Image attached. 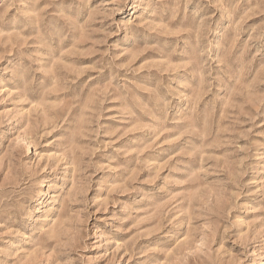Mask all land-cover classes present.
<instances>
[{
	"label": "rangeland",
	"instance_id": "rangeland-1",
	"mask_svg": "<svg viewBox=\"0 0 264 264\" xmlns=\"http://www.w3.org/2000/svg\"><path fill=\"white\" fill-rule=\"evenodd\" d=\"M0 264H264V0H0Z\"/></svg>",
	"mask_w": 264,
	"mask_h": 264
}]
</instances>
